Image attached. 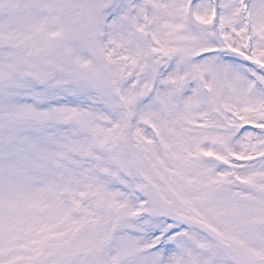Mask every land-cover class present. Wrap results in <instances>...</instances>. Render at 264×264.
I'll list each match as a JSON object with an SVG mask.
<instances>
[{"label": "snow or ice", "instance_id": "obj_1", "mask_svg": "<svg viewBox=\"0 0 264 264\" xmlns=\"http://www.w3.org/2000/svg\"><path fill=\"white\" fill-rule=\"evenodd\" d=\"M0 264H264V0H0Z\"/></svg>", "mask_w": 264, "mask_h": 264}]
</instances>
